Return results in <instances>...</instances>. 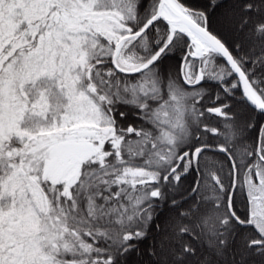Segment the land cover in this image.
I'll return each instance as SVG.
<instances>
[{
	"label": "snow or ice",
	"instance_id": "6c2138e0",
	"mask_svg": "<svg viewBox=\"0 0 264 264\" xmlns=\"http://www.w3.org/2000/svg\"><path fill=\"white\" fill-rule=\"evenodd\" d=\"M0 264H264V0H0Z\"/></svg>",
	"mask_w": 264,
	"mask_h": 264
}]
</instances>
